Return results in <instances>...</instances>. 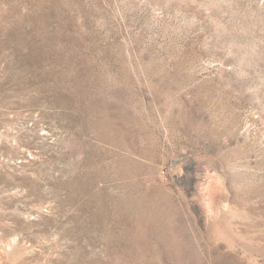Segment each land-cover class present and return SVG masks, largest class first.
<instances>
[{
	"label": "rangeland",
	"instance_id": "1",
	"mask_svg": "<svg viewBox=\"0 0 264 264\" xmlns=\"http://www.w3.org/2000/svg\"><path fill=\"white\" fill-rule=\"evenodd\" d=\"M0 264H264V0H0Z\"/></svg>",
	"mask_w": 264,
	"mask_h": 264
}]
</instances>
